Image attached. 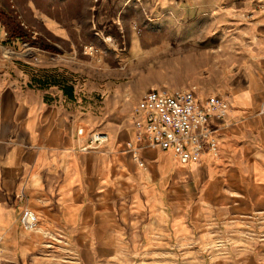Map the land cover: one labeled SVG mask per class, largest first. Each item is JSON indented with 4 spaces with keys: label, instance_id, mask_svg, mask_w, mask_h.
Masks as SVG:
<instances>
[{
    "label": "crops",
    "instance_id": "0c3cea01",
    "mask_svg": "<svg viewBox=\"0 0 264 264\" xmlns=\"http://www.w3.org/2000/svg\"><path fill=\"white\" fill-rule=\"evenodd\" d=\"M96 5L99 21L116 38L120 31L133 39L140 24H153V37L163 45L179 40L181 69L215 72L200 81L205 89H197V97L203 102L220 95L231 103L223 118L208 123L218 151L206 146L198 161L180 163L171 150L136 139L130 116L126 126L101 130L109 134L103 146L83 151L90 136L77 133L86 117L78 115L74 95L0 73V233L6 260L264 264V110L258 111L264 102V8L251 0ZM238 88L249 91L248 99H239ZM130 140L144 168L126 147ZM24 206L41 215L39 230L21 229ZM47 241L69 248L70 257H48Z\"/></svg>",
    "mask_w": 264,
    "mask_h": 264
},
{
    "label": "rangeland",
    "instance_id": "374dc122",
    "mask_svg": "<svg viewBox=\"0 0 264 264\" xmlns=\"http://www.w3.org/2000/svg\"><path fill=\"white\" fill-rule=\"evenodd\" d=\"M64 1L0 0V73L74 95L78 115L86 117L79 124L86 136L110 125L126 126L140 90L173 93L198 84L202 92L200 81L215 73L181 69L185 57L179 40L163 45L153 37V24H140L133 39L120 31L116 38L99 21L97 0ZM248 94L238 88L239 99L245 101ZM221 98L229 108L228 99ZM263 110L264 102L258 105ZM68 249L46 247L47 256L70 257Z\"/></svg>",
    "mask_w": 264,
    "mask_h": 264
},
{
    "label": "built area",
    "instance_id": "2783aa9c",
    "mask_svg": "<svg viewBox=\"0 0 264 264\" xmlns=\"http://www.w3.org/2000/svg\"><path fill=\"white\" fill-rule=\"evenodd\" d=\"M259 8H264V0H251ZM228 109L227 102L217 95L209 96L205 101L197 97V88L168 92L152 89L147 91L131 109L130 120L135 129V138L144 140L149 146L162 150H171L176 159L183 164L198 161L206 146L216 154L218 136L209 127L210 119H221ZM78 135L86 136L85 126L77 130ZM109 140V134L102 131L90 132L89 144L83 151L99 148ZM126 147L142 168L145 162L140 149L133 141H127ZM18 222L23 231H37L41 228V215L29 206L19 212ZM46 237L50 232L44 230ZM5 236L0 233V264H9L4 251ZM46 247L54 248L52 241Z\"/></svg>",
    "mask_w": 264,
    "mask_h": 264
}]
</instances>
